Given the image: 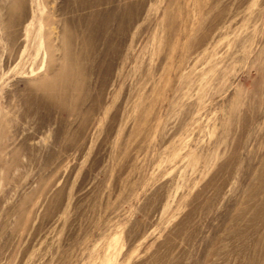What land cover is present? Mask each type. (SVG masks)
Segmentation results:
<instances>
[{"label":"rangeland","instance_id":"rangeland-1","mask_svg":"<svg viewBox=\"0 0 264 264\" xmlns=\"http://www.w3.org/2000/svg\"><path fill=\"white\" fill-rule=\"evenodd\" d=\"M13 1L0 264H264V0Z\"/></svg>","mask_w":264,"mask_h":264},{"label":"bare ground","instance_id":"bare-ground-1","mask_svg":"<svg viewBox=\"0 0 264 264\" xmlns=\"http://www.w3.org/2000/svg\"><path fill=\"white\" fill-rule=\"evenodd\" d=\"M81 1V3L82 4H84L85 3V1L84 0H80ZM95 2H96V0H95ZM85 5H86V3H85ZM88 7H90V8H92L93 6L91 5V4H89V6ZM29 12H30V9H29V3L27 2V0H14L13 1V3H12V5L5 11V15H6V17H8V18H12V20L10 21V23L8 24V27H10V26H13V25H18L22 20H23V18H27L28 16H29ZM86 16V15H85ZM88 18H90L89 19V22H92V19L93 18H96V16L94 15V12L93 13H91L89 16H88ZM91 24V23H90ZM69 39H70V37L68 36V38H67V46L68 47H70V41H69ZM65 46H66V43H65ZM58 47H60L59 45H58ZM57 47V48H58ZM61 74V73H60ZM59 75V74H58ZM57 77H59V76H57ZM56 79V78H55ZM59 80H61V79H59L58 78V80L56 79L55 81H57V82H55V81H53L52 80V84H53V82H54V84L56 83L57 84V86H59V84H58V81ZM64 80V79H63ZM65 81V80H64ZM61 82V81H60ZM45 83V82H44ZM48 84H49V82H47ZM63 83H65V82H63L62 81V85H65V84H63ZM46 84V83H45ZM48 84H46V85H48ZM53 84V85H54ZM43 85V88H45L46 89V85L44 86V84H42ZM61 85V86H62ZM55 86V85H54ZM58 87V89L56 88V87H52L51 86V83H50V85H48V87H50V90H49V88H48V91L46 90V94H48V97H49V99H54V101H52V102H55L56 101V105H57V102H58V106H59V104L62 102L63 103V100L65 99V86H63L64 88H62V87ZM43 88H41L42 90H43V92L45 91V89H43ZM45 94V93H44ZM45 97H46V95H45ZM47 97V98H48ZM45 100H46V98H45ZM47 101H48V99H47ZM65 101V100H64ZM30 103H31V101H29ZM34 103V102H33ZM32 104V103H31ZM36 104V103H35ZM54 104V103H53ZM52 104V105H53ZM64 104V103H63ZM55 105V104H54ZM62 105V104H61Z\"/></svg>","mask_w":264,"mask_h":264}]
</instances>
